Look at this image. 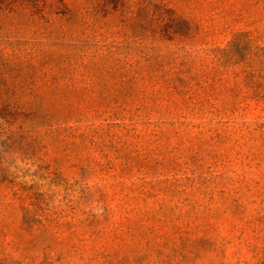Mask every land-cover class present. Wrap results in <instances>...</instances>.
<instances>
[{
	"label": "trees",
	"instance_id": "16d2710c",
	"mask_svg": "<svg viewBox=\"0 0 264 264\" xmlns=\"http://www.w3.org/2000/svg\"><path fill=\"white\" fill-rule=\"evenodd\" d=\"M220 25L242 29L214 47ZM0 34L16 40L11 55L0 49L6 141L16 127L105 92L264 103V0H0ZM232 186L202 214L173 217L129 200L115 230L86 239L53 219L36 229L51 235L38 255L0 264H264V181Z\"/></svg>",
	"mask_w": 264,
	"mask_h": 264
},
{
	"label": "rangeland",
	"instance_id": "374dc122",
	"mask_svg": "<svg viewBox=\"0 0 264 264\" xmlns=\"http://www.w3.org/2000/svg\"><path fill=\"white\" fill-rule=\"evenodd\" d=\"M216 29L208 40L214 47L242 27ZM15 41L0 34L5 55ZM185 98L152 89L105 92L92 105L16 127L11 141L0 126V260L38 255L51 235L36 229L53 219L86 239L115 230L129 200L163 205L166 215L202 214L234 182L264 181V103Z\"/></svg>",
	"mask_w": 264,
	"mask_h": 264
}]
</instances>
